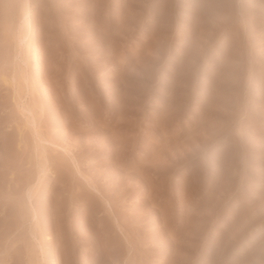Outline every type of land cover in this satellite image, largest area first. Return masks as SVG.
I'll return each mask as SVG.
<instances>
[{"label":"rangeland","instance_id":"obj_1","mask_svg":"<svg viewBox=\"0 0 264 264\" xmlns=\"http://www.w3.org/2000/svg\"><path fill=\"white\" fill-rule=\"evenodd\" d=\"M0 264H264V0H0Z\"/></svg>","mask_w":264,"mask_h":264},{"label":"bare ground","instance_id":"obj_2","mask_svg":"<svg viewBox=\"0 0 264 264\" xmlns=\"http://www.w3.org/2000/svg\"><path fill=\"white\" fill-rule=\"evenodd\" d=\"M32 26H33V25H32ZM34 33H35V32H34ZM35 38H36V37H35ZM34 41H35V40H34V36H33V40H32V42H34ZM36 42H37V40H36ZM31 53H32L33 58L37 60L38 54H37V49H36V46H35V45L33 46V50H32ZM23 55H24V54H23ZM25 57H26V58H25ZM25 57H24V59L22 58L23 61H24V63H25V66L21 68V72H22L21 74H22L23 78L26 80V77H27V76H26V75H27V74H26V67L28 66L29 63H28V59H27L28 57H27V56H25ZM29 57H30V56H29ZM22 65H23V64H22ZM42 76H43V71H42L41 68H39V69L35 72V77H36V78H41ZM41 150H42V149H41Z\"/></svg>","mask_w":264,"mask_h":264}]
</instances>
